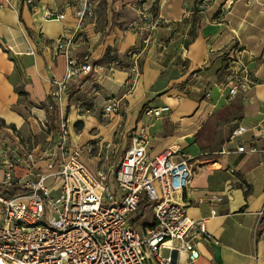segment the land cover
I'll return each mask as SVG.
<instances>
[{
	"label": "crops",
	"instance_id": "1",
	"mask_svg": "<svg viewBox=\"0 0 264 264\" xmlns=\"http://www.w3.org/2000/svg\"><path fill=\"white\" fill-rule=\"evenodd\" d=\"M36 2L0 0V120L39 149L52 136L41 121L56 137L64 114L71 142L97 163L93 174L116 165L148 125L152 155L175 144L195 170L186 214L205 218L211 235L197 237L195 264H264V227L256 233L264 151H239L264 142V0ZM142 13L159 17L153 32ZM68 57L94 69L72 78L62 107L51 110L53 79L64 78ZM242 64L249 89L231 94ZM110 99L120 109L106 117ZM166 106L159 117L146 114ZM213 195L223 200L211 202ZM142 218L141 227L153 224L150 207ZM188 256L181 252L175 264H188Z\"/></svg>",
	"mask_w": 264,
	"mask_h": 264
},
{
	"label": "built area",
	"instance_id": "2",
	"mask_svg": "<svg viewBox=\"0 0 264 264\" xmlns=\"http://www.w3.org/2000/svg\"><path fill=\"white\" fill-rule=\"evenodd\" d=\"M27 2L37 5L36 0ZM141 17L149 19L152 32L160 21L152 14ZM58 47H64L62 40ZM93 69L89 62L68 57L64 78L53 79L48 107H62L69 81ZM239 72L231 94L249 89L248 67L242 64ZM169 108H148L146 114L159 117ZM119 109V100L110 99L104 115ZM41 127L49 130L50 140L39 149L29 148L17 130L0 120V264H175L181 252H188V264H195L200 256L197 237L211 235L205 218L186 214L184 193L195 170L179 146L152 155L149 127L143 124L120 161L93 174L82 160L83 147L71 142L64 114L56 137L48 119ZM244 130L234 131L230 140ZM239 151H264V142L241 145ZM143 199L150 204L153 224L137 227L133 218ZM263 227L264 205L258 212L257 236ZM164 249L169 255H163Z\"/></svg>",
	"mask_w": 264,
	"mask_h": 264
},
{
	"label": "rangeland",
	"instance_id": "3",
	"mask_svg": "<svg viewBox=\"0 0 264 264\" xmlns=\"http://www.w3.org/2000/svg\"><path fill=\"white\" fill-rule=\"evenodd\" d=\"M43 140H44V138L41 136V137H40V142H43ZM36 142H37V141H36ZM119 158H120L119 156H118V157H114L113 163H117L118 160H119ZM82 160L84 161V163L87 165L88 169H89L92 173H95V172H96V166H97L96 161H91V160L87 159L86 157H83ZM95 164H96V166H95ZM147 211H148L147 214H150V213H151V210H150V209H148ZM147 216H149V215H147ZM143 224H144V218H141V219L138 220V222L136 223V226L138 227V226H141V225H143ZM163 255H164V256L169 255V251H168L167 249H164V250H163Z\"/></svg>",
	"mask_w": 264,
	"mask_h": 264
},
{
	"label": "trees",
	"instance_id": "4",
	"mask_svg": "<svg viewBox=\"0 0 264 264\" xmlns=\"http://www.w3.org/2000/svg\"><path fill=\"white\" fill-rule=\"evenodd\" d=\"M149 205L150 204L148 203V201L146 199L141 200L140 205H139V208H138V210L136 212V215L133 218V222L134 223L138 222V220H140L142 218V216L145 214V210L147 209V207Z\"/></svg>",
	"mask_w": 264,
	"mask_h": 264
}]
</instances>
